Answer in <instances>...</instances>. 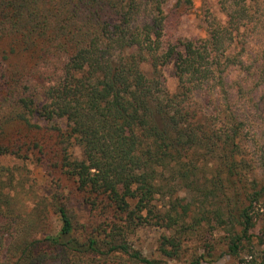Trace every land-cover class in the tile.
<instances>
[{
    "label": "trees",
    "instance_id": "16d2710c",
    "mask_svg": "<svg viewBox=\"0 0 264 264\" xmlns=\"http://www.w3.org/2000/svg\"><path fill=\"white\" fill-rule=\"evenodd\" d=\"M217 6L204 38L165 42L193 0H0V157L46 166L33 137L54 132L91 216L53 195L57 230L3 227L0 264H168L188 242L185 264H264V0ZM145 229L154 257L132 243Z\"/></svg>",
    "mask_w": 264,
    "mask_h": 264
},
{
    "label": "rangeland",
    "instance_id": "374dc122",
    "mask_svg": "<svg viewBox=\"0 0 264 264\" xmlns=\"http://www.w3.org/2000/svg\"><path fill=\"white\" fill-rule=\"evenodd\" d=\"M193 3L191 14L184 16L177 25L167 31L165 42L204 38L206 28L204 21L207 18L224 20L223 15L219 12L217 0H193ZM239 75L235 69L230 73L232 80L237 79ZM163 76L167 91L170 94L175 93L177 81L173 75V67L164 68ZM8 111L6 110V112ZM32 121H37L41 127L49 125L44 124L41 120L32 119ZM56 126L59 127V124ZM33 139L39 142L40 148L45 153L48 160L46 166L45 163H43L44 165L40 164L37 150L31 154L29 150L21 148L20 156L0 157V168L3 169L0 178L6 183L2 187V192L5 194L6 201L9 202L8 209L10 208V217L0 216V231L3 227L13 225L20 219L25 220V223H33L34 233L37 237L57 230V218L50 213L48 207L49 199L57 193L79 213L81 223L90 222L89 210L80 202L73 180L64 175L58 166H55L59 162L55 146L57 142L55 133L48 131L42 137L38 135ZM69 149L73 153V158L80 159V151L77 147L72 145L69 146ZM22 155L28 156V158H24ZM95 218L96 223L102 220L98 217ZM162 233V230L159 229H145L139 231L132 238V243L146 256L153 255L154 257V251ZM184 251L183 257L181 256L179 261H170L168 264H185L184 261L193 252V243L188 242ZM49 263L52 264V262ZM216 264H238V261L224 258Z\"/></svg>",
    "mask_w": 264,
    "mask_h": 264
}]
</instances>
